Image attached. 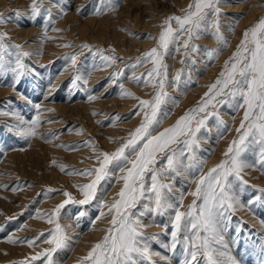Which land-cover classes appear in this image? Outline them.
Returning a JSON list of instances; mask_svg holds the SVG:
<instances>
[{
  "label": "rangeland",
  "instance_id": "rangeland-1",
  "mask_svg": "<svg viewBox=\"0 0 264 264\" xmlns=\"http://www.w3.org/2000/svg\"><path fill=\"white\" fill-rule=\"evenodd\" d=\"M251 1L0 5V264H264Z\"/></svg>",
  "mask_w": 264,
  "mask_h": 264
},
{
  "label": "bare ground",
  "instance_id": "bare-ground-1",
  "mask_svg": "<svg viewBox=\"0 0 264 264\" xmlns=\"http://www.w3.org/2000/svg\"><path fill=\"white\" fill-rule=\"evenodd\" d=\"M5 1H6V0H2V1H0V5L3 4ZM260 1H261V0H252L251 2H254V3H260ZM4 5H5V4H3V6H4ZM3 6H2V7H3ZM7 6H8V5H7ZM2 7H1V8H2ZM255 9H256V8H255ZM3 11H4V10H3ZM249 12H250V11H249ZM251 12H252V9H251ZM250 18H252V17H250ZM154 22H155V21H154ZM239 28H240V27H239ZM238 30H240V29H238ZM20 35H21V34H20ZM69 35H70V34H69ZM26 38H27V37H26ZM234 40H235V39H234ZM234 40H233V41H234ZM51 48H52V47H51ZM48 49H49V48H48ZM230 52H231V51H230ZM63 77H64V76H63ZM207 78H210V77L207 76ZM207 78H206V79H207ZM202 81H205V80H202ZM71 90H72V89H71ZM105 91H107V90L105 89L104 92H105ZM101 94H102V93H101ZM101 102H103V101H101ZM76 105H77V104H76ZM97 105H98V104H97ZM109 108H110V107H109ZM111 108H112V107H111ZM93 109H95V108H93ZM113 110H114V109H113ZM224 144H225V143H224ZM97 234H98V233H97ZM80 249H81V248H80ZM80 249H79V250H80ZM81 252H82V251H81ZM77 254H78V253H77ZM73 258H74V257H73Z\"/></svg>",
  "mask_w": 264,
  "mask_h": 264
}]
</instances>
